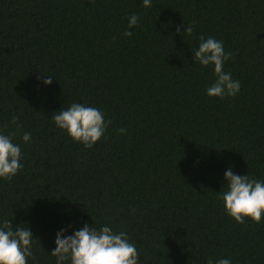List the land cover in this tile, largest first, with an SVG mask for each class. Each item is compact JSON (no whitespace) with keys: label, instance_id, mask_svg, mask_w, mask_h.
<instances>
[{"label":"trees","instance_id":"16d2710c","mask_svg":"<svg viewBox=\"0 0 264 264\" xmlns=\"http://www.w3.org/2000/svg\"><path fill=\"white\" fill-rule=\"evenodd\" d=\"M201 36L232 53L236 96L207 95ZM73 103L111 121L91 148L52 119ZM0 130L23 165L0 178V222L30 227L28 264H57V233L85 223L125 232L138 264H264V216L219 198L229 168L264 181V0H0Z\"/></svg>","mask_w":264,"mask_h":264},{"label":"clouds","instance_id":"9594fccd","mask_svg":"<svg viewBox=\"0 0 264 264\" xmlns=\"http://www.w3.org/2000/svg\"><path fill=\"white\" fill-rule=\"evenodd\" d=\"M143 6L151 7V0H142ZM128 28L132 29L139 23V17L132 14L129 18ZM177 28V32H180ZM193 27L187 26L182 35H192ZM131 31L123 33L126 37L132 36ZM200 44L194 51L196 63L205 67L214 65L215 82L207 88L210 97L236 96L241 83L232 78L231 73L224 71V63L232 58V53H226L223 41L215 38H200ZM47 76V75H46ZM44 83L51 85L53 77L47 76ZM52 119L57 127L66 130L70 137L91 148L105 134L111 121H105L104 114L95 107L73 103L67 109L56 112ZM12 124H18V117H13ZM7 127V126H5ZM124 134L126 129H119ZM14 135V134H13ZM13 135L4 134L0 130V178L10 180L22 169V151L18 144L13 143ZM24 142L31 140V133L23 135ZM227 190L219 193L224 202L226 213L240 224L245 218H251L260 223L264 216V181L250 178L248 175L234 174L231 168L225 173ZM134 211V210H133ZM33 233L27 225L13 227L9 220L0 222V264H28V258L33 257ZM56 248L51 255L56 257L57 264H138V251L134 244L129 242L127 234L123 231L113 232L105 225L99 230L87 223L82 229L72 235H65V230L57 233ZM207 264H231L229 259H211Z\"/></svg>","mask_w":264,"mask_h":264}]
</instances>
